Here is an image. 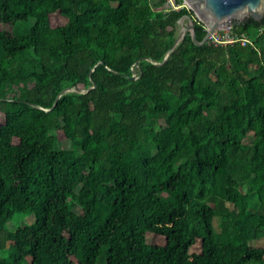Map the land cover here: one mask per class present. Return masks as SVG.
I'll use <instances>...</instances> for the list:
<instances>
[{"label": "trees", "instance_id": "16d2710c", "mask_svg": "<svg viewBox=\"0 0 264 264\" xmlns=\"http://www.w3.org/2000/svg\"><path fill=\"white\" fill-rule=\"evenodd\" d=\"M186 15L0 0V264H264V15L153 63Z\"/></svg>", "mask_w": 264, "mask_h": 264}, {"label": "water", "instance_id": "95a60500", "mask_svg": "<svg viewBox=\"0 0 264 264\" xmlns=\"http://www.w3.org/2000/svg\"><path fill=\"white\" fill-rule=\"evenodd\" d=\"M188 8H190L195 17L205 25V34L201 41L196 38L197 30L195 28L193 18L186 15V21L180 19V29L168 49L165 57L161 62L153 63L161 65L165 63L171 55L175 46L184 39L188 32L191 39L196 45H203L206 43L208 36L219 27H226L232 22H242L247 18H252L256 21L260 20L264 15V0H183ZM138 62V61H137ZM135 62V64H137ZM132 79L136 78L133 74ZM71 88H65L61 91L64 93ZM73 90L78 92H85L81 86L76 85ZM58 98V97H57Z\"/></svg>", "mask_w": 264, "mask_h": 264}, {"label": "rangeland", "instance_id": "374dc122", "mask_svg": "<svg viewBox=\"0 0 264 264\" xmlns=\"http://www.w3.org/2000/svg\"><path fill=\"white\" fill-rule=\"evenodd\" d=\"M151 2H153V0H151ZM50 19H51V23H52L53 26L54 25H58V24L61 25V24H63L65 22V18H63L60 15H58V13L51 14ZM27 26H29V25L25 23V24L20 25L18 28H19V30L22 31V30H25V28H27ZM222 28H227V26L226 27H221V29ZM58 137L60 139L63 138V136H62L61 133H58ZM246 140H249V139H246ZM32 219L33 218H32L31 215H28V214L21 215V214L16 213L13 216V219H12V221L10 222V224L8 226L9 227L10 226L13 227L14 224L27 223V222H30ZM220 225H221V219L219 217H214V219H213V227H214V230L215 231H219L220 230ZM149 240H151V241H157L158 243H160V242L163 241L162 238H157L155 236H149ZM199 243H200V240L197 239L196 242H195V244H193L191 246L190 251H196V250H198ZM254 245H255V247H262V246H264V239L257 240ZM1 253L2 252L0 251V255H1ZM73 262H74V264H78L77 263V260L75 258H73Z\"/></svg>", "mask_w": 264, "mask_h": 264}, {"label": "built area", "instance_id": "2783aa9c", "mask_svg": "<svg viewBox=\"0 0 264 264\" xmlns=\"http://www.w3.org/2000/svg\"><path fill=\"white\" fill-rule=\"evenodd\" d=\"M165 2L168 9H179L183 6L187 7L183 0L181 3H177L175 0H165ZM235 42H239L241 45H245L247 43L252 44L250 38L246 37L245 35L238 36L234 34L232 23L229 24L227 28H217L208 36L206 40V43L211 45H227L233 44Z\"/></svg>", "mask_w": 264, "mask_h": 264}]
</instances>
